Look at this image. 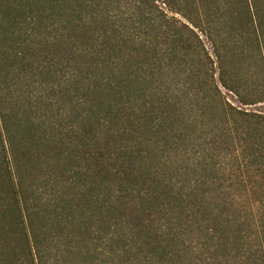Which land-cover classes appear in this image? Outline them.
I'll return each mask as SVG.
<instances>
[{"label":"trees","instance_id":"1","mask_svg":"<svg viewBox=\"0 0 264 264\" xmlns=\"http://www.w3.org/2000/svg\"><path fill=\"white\" fill-rule=\"evenodd\" d=\"M248 185L264 0H0V264H264Z\"/></svg>","mask_w":264,"mask_h":264},{"label":"rangeland","instance_id":"2","mask_svg":"<svg viewBox=\"0 0 264 264\" xmlns=\"http://www.w3.org/2000/svg\"><path fill=\"white\" fill-rule=\"evenodd\" d=\"M176 15L180 16L179 14H176ZM192 27L194 28L195 32L201 38V40H202V42L204 44V47H205L206 51L208 52L209 56L212 58V60L216 61V57H215V55L213 53V50H212L213 47H212L211 41L197 27H195V26H192ZM214 65H216V62L214 63ZM231 100H232V102L234 104H237L236 101H234L233 99H231ZM248 190H249V194H250L251 200H252V202H251L252 203L251 209H254L255 210L259 206V203L254 202V200L255 199H259V198H263L264 199V193L261 194V192H260V190H259L258 187L257 188H253V189H249V185H248ZM237 193H238V198H239L238 199L239 200V202H238V208H239L240 205L242 203H244V201H245L244 200V196L245 195H244L243 189H241V187H239V191ZM241 213H243V212H241ZM255 216H256L255 218L258 219L259 213L257 212Z\"/></svg>","mask_w":264,"mask_h":264}]
</instances>
